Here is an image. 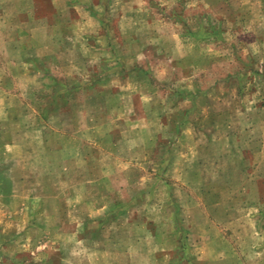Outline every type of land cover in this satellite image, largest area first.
<instances>
[{"label":"rangeland","instance_id":"obj_1","mask_svg":"<svg viewBox=\"0 0 264 264\" xmlns=\"http://www.w3.org/2000/svg\"><path fill=\"white\" fill-rule=\"evenodd\" d=\"M0 138V264H264V0H0Z\"/></svg>","mask_w":264,"mask_h":264},{"label":"crops","instance_id":"obj_2","mask_svg":"<svg viewBox=\"0 0 264 264\" xmlns=\"http://www.w3.org/2000/svg\"><path fill=\"white\" fill-rule=\"evenodd\" d=\"M31 49H33V48H31ZM35 50H34V52H35V54H36V58L38 57V58H41V57H46V56H51V55H53V54H56V52H54V46H52V45H50V46H43V45H41L40 47H36V48H34ZM27 52H28V49H24L23 51H22V53H25V54H27ZM206 97H208V95H206V93H202V94H195V95H193V97H192V105L190 106V107H187L188 109L190 108V109H194L195 107H196V110H198L199 111V107L197 108V106H198V101H199V99H201V98H203V106H202V111H205V108L206 107H208V105H209V102H208V104H207V98ZM242 109H240V110H238V112L240 111V112H242L241 111ZM212 112V111H211ZM210 111H209V115H210V113H211ZM40 118H44V117H40ZM43 120V119H42ZM188 120V119H187ZM44 122V121H43ZM186 123V124H185ZM185 123H183L180 127H181V130H182V133L183 132H191V131H193V129H192V127H191V124H189L190 122L188 121V122H185ZM204 128V127H203ZM212 127H210V124H208V126H207V128L205 129V130H203L204 132L206 131L207 133L210 131V129H211ZM205 134V133H204ZM18 143L16 142V141H8V142H4L3 140H2V138H0V150L1 149H4V148H11V149H14V148H18L19 146L17 145ZM2 160H0V164H2V162H1ZM5 178V179H4ZM0 180L1 181H4V180H6V181H8L9 179H7V177H4V173H3V171H1L0 170ZM9 193V195L12 197V198H16V197H18L19 195H16L15 193H13V191L12 190H10V191H8L6 194H8ZM23 196V195H22ZM2 198V200H3V198H7L6 197V195L0 190V199ZM46 199V197L45 198H43L42 200H41V202L43 201V200H45ZM34 202V197H30V196H28L27 197V205L29 206V207H31L32 208V204H30V202ZM32 202V203H33ZM38 207H42V206H38ZM78 240H76V242H77ZM12 240H11V244H12ZM0 244H1V234H0ZM108 255H109V250H108V253H107Z\"/></svg>","mask_w":264,"mask_h":264}]
</instances>
